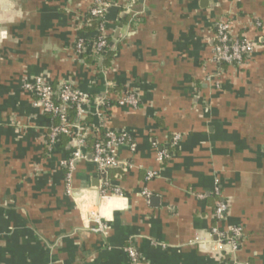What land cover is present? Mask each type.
<instances>
[{"label": "crops", "instance_id": "obj_1", "mask_svg": "<svg viewBox=\"0 0 264 264\" xmlns=\"http://www.w3.org/2000/svg\"><path fill=\"white\" fill-rule=\"evenodd\" d=\"M118 1L109 60L91 46L76 54L79 37L94 38V0H0V264H130V244L142 264H264V0H133L131 10ZM228 13L258 45L243 66L223 65L214 88L215 22ZM247 16L259 31L239 27ZM37 74L94 95L90 124L136 143L120 147L109 173L120 195H100L89 157L73 174L80 193L67 192L68 139L49 149L54 122L22 87ZM125 93L137 106L116 103ZM104 94L112 104L100 118ZM220 198L228 210L218 221ZM97 218L108 235L94 230ZM233 225L244 229L236 248L213 233Z\"/></svg>", "mask_w": 264, "mask_h": 264}, {"label": "built area", "instance_id": "obj_2", "mask_svg": "<svg viewBox=\"0 0 264 264\" xmlns=\"http://www.w3.org/2000/svg\"><path fill=\"white\" fill-rule=\"evenodd\" d=\"M133 3V0H129V2L124 5L127 9L131 10ZM117 5H120L118 0H94L87 22L89 23L91 20L90 17H93L98 20V25L95 28V35L91 42L84 37H79L77 39L76 54L78 56L88 52L90 46L95 55H100L101 52L110 45L108 40L107 15L110 9ZM249 24L251 26L253 25L256 29H259L262 25L260 20L247 16L244 22L239 23V27L241 26L243 28L249 26ZM237 26L238 23L235 17L229 13L221 15L215 22L216 36L213 45L212 61L218 67L217 70L211 72L206 78L214 88L222 87V78L225 73L223 65L241 67L257 48L258 41L250 39L244 33L238 32ZM22 87L34 97V106L40 108L46 114L59 117V122L53 124L48 133L49 149H53L60 141L62 135L69 137V155L61 161V167L65 170L67 192L69 194L73 192L71 183L78 163L87 159L90 155L86 151V139L87 136L91 134L96 137L93 151L91 152V160L95 163L99 174L100 195H120L121 190L112 185L109 173L111 170L120 166L119 149L122 145L127 144L132 151H135L136 143L131 140L130 136L126 132L113 129L105 130L104 134H102L100 133V125L92 126L91 124H83L82 121H84L90 113L89 104L91 102V97L72 83L64 82L54 85L45 75L37 74L24 80ZM108 101L109 97L107 94L98 96L95 99V113L100 118L104 116L105 109H103L102 106L109 107ZM117 103L120 105L130 104L137 106L138 97L135 93H125L118 98ZM72 106L76 109V118L73 122L67 117L68 109ZM101 126H103L102 123ZM180 139L181 135L175 134L172 138V144L177 146ZM167 157L168 154L165 150L159 152L160 161H163ZM156 174L157 172L155 171L148 172L147 179H151L156 176ZM144 194L150 196L151 193L149 190L144 189ZM216 194L220 196L218 187L216 188ZM227 210V202L220 198L215 210V218L218 221L223 220ZM96 223L97 226L94 230L108 235L110 230L109 224L100 218L96 219ZM213 233L217 235L220 240L227 241L236 248L237 240L243 235L244 229L241 225H233L226 230L214 227ZM125 251L129 256L130 264H142L139 252L133 244L126 246ZM218 264L228 263L223 260Z\"/></svg>", "mask_w": 264, "mask_h": 264}, {"label": "trees", "instance_id": "obj_3", "mask_svg": "<svg viewBox=\"0 0 264 264\" xmlns=\"http://www.w3.org/2000/svg\"><path fill=\"white\" fill-rule=\"evenodd\" d=\"M91 18V20H90V26H89V29H93V28H96V26L98 25V20L96 19V18H93V17H90ZM260 30V28L259 29H257V31H259ZM109 42H110V40H109ZM107 54V59H112V57H113V55H114V53H113V51L111 50V45H109L108 47H106V49L103 51V52H101V55L102 56H105ZM107 67H108V65H106ZM54 85H58V84H56V83H54V82H52ZM93 96L94 95H92V94H90V97L91 98H93ZM108 103L111 105L112 103H111V100H109L108 101ZM117 103V102H116ZM51 118H52V120H53V122H54V124H57L58 122H59V117L58 116H52L51 114H48ZM67 117H68V119L70 120V121H75V118H76V109H75V107L74 106H72V107H70L69 109H68V115H67ZM82 123L83 124H90V117H89V115L86 117V119L84 120V121H82ZM104 132L105 131H103L101 128H100V133H102V134H104ZM63 137H66L67 139H68V142H69V137L68 136H66V135H62ZM95 140H96V137L94 136V135H91V134H89L88 136H87V139H86V149L88 150V151H90V152H92L93 151V146H94V143H95ZM67 142V143H68Z\"/></svg>", "mask_w": 264, "mask_h": 264}, {"label": "water", "instance_id": "obj_4", "mask_svg": "<svg viewBox=\"0 0 264 264\" xmlns=\"http://www.w3.org/2000/svg\"><path fill=\"white\" fill-rule=\"evenodd\" d=\"M205 2H207V0H205ZM88 157H89L90 159H92V156H91V155H89ZM97 186H98V185H97ZM77 193H80V192H78V191L73 192V194H74L75 196H76ZM99 196H100V195H99Z\"/></svg>", "mask_w": 264, "mask_h": 264}]
</instances>
